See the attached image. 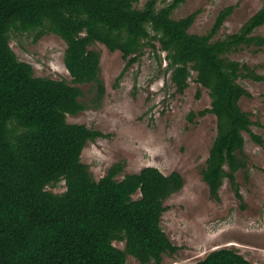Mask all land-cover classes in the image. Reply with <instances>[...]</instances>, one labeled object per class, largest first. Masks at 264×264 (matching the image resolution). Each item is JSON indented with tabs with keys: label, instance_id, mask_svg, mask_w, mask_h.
Returning <instances> with one entry per match:
<instances>
[{
	"label": "trees",
	"instance_id": "trees-1",
	"mask_svg": "<svg viewBox=\"0 0 264 264\" xmlns=\"http://www.w3.org/2000/svg\"><path fill=\"white\" fill-rule=\"evenodd\" d=\"M185 1L146 0L140 7V0H0V264H126L128 255L142 264H163V254L178 249L161 222L165 200L183 187L179 172L166 175L146 166L120 179L124 164L119 162L96 180L82 161L87 143L104 134L70 123L67 116L99 108L104 98L96 44L119 51L127 68L146 47L165 53V73L178 92L189 87L195 73L211 102L190 112L188 120L211 113L217 121L203 181L218 200L228 179L243 202L236 173L247 167L244 133L257 144L263 140L240 106L250 93L239 80L264 76L229 56L264 46V36L254 34L264 24V4L237 32L219 37L233 6L222 9L206 33L195 34L190 27L198 11L173 18ZM13 32H35L34 41L50 33L63 39L72 83L37 76L12 49ZM84 84L91 85L88 101L77 86ZM59 183L64 191L49 189ZM192 264L253 263L222 247Z\"/></svg>",
	"mask_w": 264,
	"mask_h": 264
},
{
	"label": "rangeland",
	"instance_id": "rangeland-1",
	"mask_svg": "<svg viewBox=\"0 0 264 264\" xmlns=\"http://www.w3.org/2000/svg\"><path fill=\"white\" fill-rule=\"evenodd\" d=\"M145 1L140 0L139 6L143 7ZM169 1L159 0V4ZM263 4L264 0H186L174 10L173 18L198 11L190 32L204 34L222 9L233 6L218 34L223 37L237 32ZM254 34L264 36V24ZM34 35L11 33L10 44L18 58L32 64L37 76L65 79L71 84L63 61V39L50 33L34 41ZM94 48L101 55L104 98L99 108L67 116L70 123L84 124L104 134L88 142L82 152V161L90 166L94 178L100 179L119 162L124 164L120 179L146 166L166 175L174 171L182 175L183 187L165 200L167 209L161 222L178 249L163 254V264H192L222 247L237 250L253 264H264V80H239L250 93L241 99L240 106L250 113L254 122L251 129L263 140L257 144L244 133L247 167L236 173L243 202L228 179L216 200L202 178L217 133L216 116L209 113L195 117L193 122L188 120L190 112L208 108L211 102L208 90L194 81L195 73L189 87L178 92L170 74L165 73V53L146 47L140 60L127 68L119 51L111 52L101 44ZM229 58L250 65L257 75L264 76V46L259 50L245 47ZM77 86L88 101L91 85ZM49 189L62 192L65 185L59 183ZM115 245L123 248L124 242L116 241ZM126 264L142 263L128 255Z\"/></svg>",
	"mask_w": 264,
	"mask_h": 264
}]
</instances>
